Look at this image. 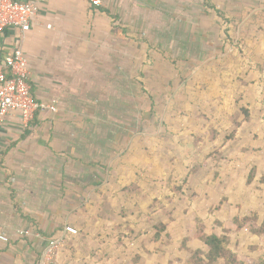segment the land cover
<instances>
[{"label": "rangeland", "instance_id": "374dc122", "mask_svg": "<svg viewBox=\"0 0 264 264\" xmlns=\"http://www.w3.org/2000/svg\"><path fill=\"white\" fill-rule=\"evenodd\" d=\"M211 2L224 17L195 0L206 14L196 43L211 53L175 62L177 53L143 33L142 58L127 71L138 83L133 112L114 111L129 132L114 145L101 186L61 217L63 233L52 238H63L61 246L47 254L52 239L45 242L36 264H133L136 255L140 264H184L202 247L196 239L184 247L197 216L208 232L236 215L264 222V5ZM160 224L166 230L156 241ZM66 226L79 235L65 234ZM231 235L234 252L264 264V237Z\"/></svg>", "mask_w": 264, "mask_h": 264}, {"label": "crops", "instance_id": "0c3cea01", "mask_svg": "<svg viewBox=\"0 0 264 264\" xmlns=\"http://www.w3.org/2000/svg\"><path fill=\"white\" fill-rule=\"evenodd\" d=\"M221 1L234 10L240 2L264 5V0ZM197 5L105 0L95 9L89 0H49L30 32L0 33V64L22 50L34 98L57 108L38 113L28 129L17 113L0 120V232L10 239L0 243V264H36L45 244L63 233L61 217L101 186L114 145L129 132L114 111H132L138 83L127 71L142 58L143 33H153L145 35L150 44L182 60L205 53L196 43L201 37L196 28L206 14L195 11Z\"/></svg>", "mask_w": 264, "mask_h": 264}, {"label": "built area", "instance_id": "2783aa9c", "mask_svg": "<svg viewBox=\"0 0 264 264\" xmlns=\"http://www.w3.org/2000/svg\"><path fill=\"white\" fill-rule=\"evenodd\" d=\"M49 0H0V33L17 29L22 33L30 32L34 19L41 12L43 5ZM105 0H90L92 8L100 9ZM29 60L22 50H16L0 64V120L17 113L22 125L28 129L40 112L57 108L39 102L34 98L30 83ZM65 234L77 236L79 230L75 226H66ZM9 237L0 232V243H8ZM63 238L52 239L46 249L47 254L55 253Z\"/></svg>", "mask_w": 264, "mask_h": 264}, {"label": "trees", "instance_id": "16d2710c", "mask_svg": "<svg viewBox=\"0 0 264 264\" xmlns=\"http://www.w3.org/2000/svg\"><path fill=\"white\" fill-rule=\"evenodd\" d=\"M206 4L209 9L214 10L217 14L224 17V12L221 10L219 11L211 0H206ZM226 21L231 22V20L228 19H226ZM226 38L229 41L232 40L230 35H227ZM205 46L206 48L203 50L207 53H211L208 44H205ZM221 49L223 51V47ZM178 61L180 63L186 62V60L181 59H177L175 62ZM255 176L256 168L254 167L250 173L249 181L251 182L254 180ZM107 217H109V215H107ZM215 223L217 228L208 232L206 230L205 220L197 216L194 223L189 226V230L187 231L188 235L184 239V247H186L189 241L194 239L200 241L202 247L192 250L189 259L184 264H259L244 254L234 252L230 246L232 240L231 234L243 229L249 230L252 234L258 235L259 237H264V222L259 224L258 214L254 213L246 216L236 215L229 221L216 220ZM156 230L155 240L157 241L161 239L162 234L166 230V226L160 224ZM68 236L76 237L72 235ZM140 259V256L136 255L133 264H140Z\"/></svg>", "mask_w": 264, "mask_h": 264}]
</instances>
